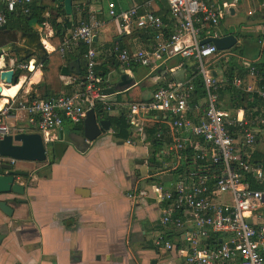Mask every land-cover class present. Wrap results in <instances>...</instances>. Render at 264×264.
<instances>
[{
  "label": "built area",
  "instance_id": "obj_1",
  "mask_svg": "<svg viewBox=\"0 0 264 264\" xmlns=\"http://www.w3.org/2000/svg\"><path fill=\"white\" fill-rule=\"evenodd\" d=\"M35 1L0 0V27L7 24L11 14L28 16ZM157 2L139 0L123 6L117 0H107L104 10L121 32L137 29L151 35V42L141 48L114 43L112 51L118 62L125 68L143 66L150 72L164 65L162 80L167 81L160 82L149 99L127 104L124 115L135 134L141 136L144 124L150 119L158 127V138L166 130L168 144L160 151L164 158L161 169L146 172L143 178L146 184L151 183L150 189L137 185L126 196L132 201L151 197L159 204L160 231L153 236V245L163 250L180 246L178 252L183 264H264V173L244 159L264 128V111L252 114L256 109L244 107L229 110L218 92L221 86L230 83L264 100V86H253L249 81L258 82L259 71L250 64L245 67L244 77L235 76L230 81L218 75L214 68L207 69L215 57L218 61L222 58L219 55L224 51L211 42L204 45L199 42L223 35L219 26L225 14H231L227 0H166L165 18L155 13L153 5ZM99 11L89 9L87 18L70 29L58 48L65 54L80 43L86 45L84 70L75 90L48 98L20 96L19 91L6 96L2 94L0 78V139L5 134L16 133L4 122L16 112L24 113L27 125L45 141L51 133L62 130L65 122L82 123L86 112L95 110L97 104L107 112L117 107L115 102L105 100L107 95L102 92L95 69L97 52L93 37L104 24L97 17ZM255 32L263 50V20ZM178 45L182 47L174 49ZM173 55L192 61L205 89L203 97L195 95L190 70L182 64L166 67V60ZM36 63L32 58L14 59L11 65L0 68V73L8 69L14 74L32 71ZM179 67L183 69L177 77L173 73ZM8 161L13 164L16 160ZM246 177L262 183L263 188H252Z\"/></svg>",
  "mask_w": 264,
  "mask_h": 264
},
{
  "label": "crops",
  "instance_id": "obj_2",
  "mask_svg": "<svg viewBox=\"0 0 264 264\" xmlns=\"http://www.w3.org/2000/svg\"><path fill=\"white\" fill-rule=\"evenodd\" d=\"M94 1L104 2L103 9L100 8L97 14L104 24L96 33L93 44L97 52L96 71L104 82L103 88L108 86V80H118L120 70H124L128 78L132 79L122 93L105 97V100L117 104L111 114H125L127 104L133 100L151 97L152 91L163 79L165 70L151 75V70L143 66L123 67L112 51L114 43L135 49L147 46L151 37L141 31L121 32L116 22L104 12L107 0H92L90 9H93ZM135 1L138 0H117L123 6H130ZM35 2L37 6H41V0ZM157 8L158 4L155 3L153 9ZM233 14L234 10L231 12V15ZM75 16L73 21L69 20L66 26H63L66 29L64 39L73 27L74 20L78 24L82 19L78 11ZM28 17L38 21L37 17ZM41 17L44 21L38 23H42L43 27H37L36 30L40 34V43L45 53L34 52L32 56L22 59L23 54L3 52L0 58V68L11 65L14 59L36 60L32 71L18 72L16 84L4 83L7 88L20 85L17 90L20 96L48 98L70 93L77 88L84 70V51L81 48L75 47L65 54H61L57 49L62 60L58 76L54 75L57 68L55 62L52 63L49 83L43 82V61L38 60L36 55L43 57L56 51L55 46L48 41L53 35L49 20L57 18L64 23L66 16L57 17L54 9L45 7ZM27 18L28 29L24 31H30ZM18 22L16 17H11L6 24L11 31L8 34H0L2 39L11 37L13 31H22L17 27ZM262 51L260 47L258 59L254 62L263 60ZM113 60L117 62V66L111 65ZM181 60L180 56L173 55L166 60V67L180 66ZM71 62L78 67L70 66ZM235 63L244 68L250 65ZM140 68L143 69L142 72ZM182 69L177 68L173 75L180 77ZM218 75H222L221 70ZM136 77L140 78L135 80ZM144 78H151L148 81L147 94L137 89L139 82ZM249 81L253 86H257L255 80ZM120 96L123 99H120ZM222 103L224 106L229 104L226 93ZM259 109L264 111L263 107ZM96 114L98 116L97 111ZM25 121L26 115L22 112L13 113L4 119L12 131L24 132V128H28L29 131L25 132H34ZM157 129L154 122L148 119L141 136L135 134L131 128L127 137L123 136L122 131L113 133L111 129L95 140L87 141L83 137V122H65L62 130L51 133L44 141L46 159L42 162L26 161L27 167L20 169L27 174L19 178V182H24L25 192L18 198H25L26 202L17 206L10 217L0 212V264H183V260H179L180 246L166 250L170 254L167 258L166 252L156 248L148 236V231L157 225L159 204L151 197L132 201L126 196V193L137 185L149 190L151 183L146 184L143 179L146 172L154 173L161 169L160 164L164 158L160 151L168 144V134L166 128L162 129L165 131L158 138L161 147L156 146L153 139ZM262 131L258 134V141ZM258 141L255 148L246 153L248 156L256 149L264 154V145L259 146ZM37 163L41 165L35 168ZM15 169L19 170L16 163ZM170 239L176 243L175 238Z\"/></svg>",
  "mask_w": 264,
  "mask_h": 264
},
{
  "label": "water",
  "instance_id": "obj_3",
  "mask_svg": "<svg viewBox=\"0 0 264 264\" xmlns=\"http://www.w3.org/2000/svg\"><path fill=\"white\" fill-rule=\"evenodd\" d=\"M56 8H63L65 18L63 26L70 20L73 21L72 0H53ZM233 12V9H231ZM30 31H13L11 37L2 39L0 36V58L3 52H11L15 54H23L22 59L28 58L34 52H43L45 50L40 43V34L36 30L37 27H43L42 23H38L36 18H27ZM11 30L6 25L0 27V34H8ZM96 36L93 37V41ZM213 43L219 51H227L233 48L237 43V37L233 33H226L219 37H206L200 40L199 44ZM182 46H175L174 49H180ZM70 66L77 68L78 65L71 62ZM164 69V65L151 72L157 74ZM18 73L12 69L3 70L0 78L3 83L13 84L17 81ZM215 75V72H213ZM132 82L131 78L124 70H120L119 78L116 81L111 79L107 81V87L103 88L104 95H112L122 93L125 86ZM1 91V87H0ZM111 130L110 121L101 119L97 116L94 109H89L83 120V137L87 141H93L103 133ZM5 159H14L27 162H42L46 159V148L42 136L38 132H16L13 134H5L0 139V212L6 216H12L15 208L26 202L25 198H18L25 192L24 182H19V178L27 174L26 171L11 169L10 164ZM2 196H5L2 198ZM1 238V235H0ZM107 258H109L107 256Z\"/></svg>",
  "mask_w": 264,
  "mask_h": 264
},
{
  "label": "trees",
  "instance_id": "obj_4",
  "mask_svg": "<svg viewBox=\"0 0 264 264\" xmlns=\"http://www.w3.org/2000/svg\"><path fill=\"white\" fill-rule=\"evenodd\" d=\"M139 1V0H138ZM92 3V0H72L73 4V15L74 17L76 12L78 11L80 13V17L82 19L87 18L88 10L90 9V5ZM158 8L155 10V13L162 15L163 18L167 16L168 8L166 0H159L157 2ZM51 5V8L54 9L57 13V17L65 15V12L63 8H56L54 6L53 0H41V6H37V3L34 2L31 6V12L28 16L30 17H37L39 22L44 21V18L41 17V13L45 7H48ZM76 6L78 7V10L76 9ZM14 16L16 19H18L17 27L22 30H27V24H26V18L27 15L20 14V13H14L11 14L8 17V21H10L11 17ZM263 21H264V15H263ZM49 23L51 25V28L53 29V35L48 38V41L55 46L56 51L53 52L51 55H45L43 57H37L38 60L43 61L42 63V69H43V76L44 80L43 82L45 84H48L50 81L51 71H52V63L54 64L56 62V70H55V76H58L59 69L61 68V62L60 56L58 54V47L63 42L65 37V31L66 29L63 27V22L58 21L57 18H52L49 20ZM8 24V23H7ZM76 25V20H74V25ZM138 31L137 29H134L133 32ZM226 34V33H225ZM143 35L141 34V37ZM148 37H151V35H148ZM79 48H81L83 51L86 50V45L83 43H80ZM263 60L259 62H254L253 65L258 69L259 71V80L257 82V86L261 87L264 86V49L262 51ZM224 57L220 59V63L224 64L223 61ZM186 59H183L180 61L181 64L186 67L188 70H190V75L193 76V83L195 87V95L197 97H203L205 93L204 86L202 84V80L200 75L197 74L195 71L194 66H188L186 64ZM112 66H117V62L113 60ZM221 74L224 78L229 79L230 81L235 77H244L247 74V69L242 67L241 65H227L222 66ZM96 69V68H95ZM97 73V71H96ZM98 75V74H97ZM161 84L166 83L167 81H160ZM16 84V83H15ZM100 86H104L103 80H100ZM219 99L224 101L225 100V93L228 95L229 104L225 105L224 107L229 110H235L240 107H244L246 109H249L252 111V109H256L255 111H252V114L258 113L260 111V107H263L264 109V100H261L255 93H245L242 89L236 88L233 85L226 84L225 86H221L219 88ZM141 100H133L132 102H138ZM95 110L98 112V116L101 118L108 119L110 121V127L112 132H120L122 131L123 136L127 137L129 135V124L126 121L125 115L118 112V114H111L110 112H107L102 109V106L97 104L95 106ZM114 110V109H112ZM256 140H259V137L257 136ZM154 145L158 146L160 145V140H158V137H154L153 139ZM161 147V145L159 146ZM244 159H247L249 163H251L253 166H258L261 168V170L264 173V154H261L257 149L252 152L250 156L244 157ZM250 181V186L255 189H262L263 184L255 182L251 177H246V180Z\"/></svg>",
  "mask_w": 264,
  "mask_h": 264
},
{
  "label": "rangeland",
  "instance_id": "obj_5",
  "mask_svg": "<svg viewBox=\"0 0 264 264\" xmlns=\"http://www.w3.org/2000/svg\"><path fill=\"white\" fill-rule=\"evenodd\" d=\"M231 8L234 10V14H228L226 13L221 25L219 26V32L220 33H233L237 37V43L236 45L231 48L230 50L224 51V53H220L219 56L222 54V58L224 57L223 61L224 64L220 63L216 59V57L212 60L213 63L208 65V70L211 71L212 68L215 69L218 73H220V70H222V66H227L231 64H237L235 62H239L242 65H247L255 60L258 59L259 51H260V46L257 42V34L256 30L258 28L259 23L263 20V15H264V0H238L236 3H233L232 0H227ZM103 1L101 2H93V9H103ZM126 3V2H125ZM128 4V3H127ZM48 7H51L49 5ZM248 11H251L253 14L249 16L247 14ZM43 36V35H41ZM218 56V58H220ZM209 59V58H208ZM208 59H205V64H208ZM186 64L188 66L192 65L191 60H186ZM216 64V65H215ZM143 69L140 68V72H142ZM144 74V73H143ZM143 76V75H142ZM140 77H136L135 80H138ZM149 80L151 78L143 79L142 81L139 82L137 89L139 88L143 94H147L149 90ZM120 99H123L120 96ZM25 124L27 122L25 121ZM28 126V125H27ZM26 127V126H24ZM25 131H29L28 128H24ZM262 133L259 135L260 136V141L259 146L264 145V128L262 129ZM256 145V144H255ZM258 145V144H257ZM255 148V146H253ZM253 148H249L248 151L252 150ZM247 151V152H248ZM16 166L20 169L27 167V162L26 161H15ZM40 163H37L35 168L37 166H40ZM151 172V171H150ZM160 228L158 227V222L155 227H153L151 230L148 231V236L149 238H153L154 235H156L157 232H159ZM166 252V257L168 258L170 256L169 252L164 250ZM179 260H183V258H180Z\"/></svg>",
  "mask_w": 264,
  "mask_h": 264
},
{
  "label": "bare ground",
  "instance_id": "obj_6",
  "mask_svg": "<svg viewBox=\"0 0 264 264\" xmlns=\"http://www.w3.org/2000/svg\"><path fill=\"white\" fill-rule=\"evenodd\" d=\"M44 43H45V45H47L46 44V41H44ZM1 87H2V94H8V95H11V96H13L14 94H16V92H17V90L19 89V87H20V85H18V86H14V87H12V88H7L5 85H4V83L2 82V84H1ZM3 87H4V90H3ZM1 103V102H0Z\"/></svg>",
  "mask_w": 264,
  "mask_h": 264
},
{
  "label": "flooded vegetation",
  "instance_id": "obj_7",
  "mask_svg": "<svg viewBox=\"0 0 264 264\" xmlns=\"http://www.w3.org/2000/svg\"><path fill=\"white\" fill-rule=\"evenodd\" d=\"M5 160L9 163L8 159H5ZM9 164H10V163H9ZM10 166H11V169L17 170V169H15V163L10 164Z\"/></svg>",
  "mask_w": 264,
  "mask_h": 264
}]
</instances>
